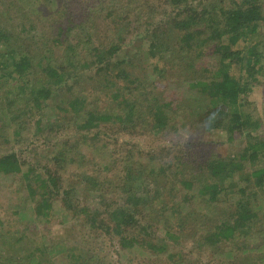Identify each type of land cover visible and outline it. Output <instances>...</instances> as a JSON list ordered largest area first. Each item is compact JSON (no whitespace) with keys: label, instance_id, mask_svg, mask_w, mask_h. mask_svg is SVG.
I'll return each instance as SVG.
<instances>
[{"label":"trees","instance_id":"trees-1","mask_svg":"<svg viewBox=\"0 0 264 264\" xmlns=\"http://www.w3.org/2000/svg\"><path fill=\"white\" fill-rule=\"evenodd\" d=\"M116 1V6L105 7L114 10L102 16L83 12L80 31H74L66 19L65 24L42 32L41 44L51 45L32 48L35 42L28 45L19 36L22 22L2 14L20 10L22 2L26 6L29 0H0V20L4 21L0 24V86L7 88V95L14 94L9 102H5L8 96L0 97V131L11 128V133L21 136L22 128L16 127L31 112L34 136L47 128L65 130L64 120L79 134L68 153L58 140L54 150L48 144L44 147L57 163L66 154L75 155L73 168L46 164L23 170L20 156L28 144L19 154H0V175L21 174L27 192V201L20 202L16 214L31 213L32 202L33 219L47 218L57 199L64 208V221L78 222L90 235H108L119 244L118 250L132 252L138 247L154 254L168 250L164 240H180L172 220L180 230L176 219L183 218L185 225L193 219L202 225L201 249L227 255L228 261L238 260L241 252L252 250L242 245L253 233L259 240L253 251H260L258 264H264V139L254 134L261 122L249 106L251 89L264 74L263 0ZM127 40L138 43L135 52H130L133 45L125 46ZM142 43L148 45L146 57H172L167 68L156 65L153 69L165 80L163 87L145 77ZM57 46L62 47V56L52 58L45 52ZM233 66L238 68L237 75ZM54 94L68 98L67 107L59 108L65 115L58 123L44 122L43 110ZM13 101L30 108L13 106ZM186 114L203 132L219 129L231 140L244 141L242 148L232 156L194 160L189 166L184 157L188 152L180 149L183 139L177 124L184 123ZM139 122L148 124L149 137L155 141L177 142L172 151L157 146L163 150L160 155L166 150L173 169L170 174L162 165L152 166V149L144 152L131 138H122L140 131H129ZM59 134L55 132L56 139ZM39 141L45 144L49 136L40 135ZM168 188L173 191L171 202L163 199ZM84 192L95 193L97 205ZM224 194L230 195V204L227 199L219 210V203L213 206L221 218L209 217L205 210ZM198 196L206 198L196 203ZM195 203L198 206L193 207ZM152 215L161 218L159 224L163 222L162 239L156 237L154 222H149ZM2 226L0 221V245L6 246L7 254L0 255V264H53L54 254L47 253L42 243L23 256L11 251L16 244L25 246L26 239L18 237L17 231L3 232ZM231 243L234 249L227 253ZM79 255L70 253L68 264H95ZM176 255L186 256L166 253L168 261Z\"/></svg>","mask_w":264,"mask_h":264},{"label":"rangeland","instance_id":"rangeland-1","mask_svg":"<svg viewBox=\"0 0 264 264\" xmlns=\"http://www.w3.org/2000/svg\"><path fill=\"white\" fill-rule=\"evenodd\" d=\"M29 0V4L26 6L21 4L20 10L13 12H3V16H7L6 18L17 19L15 22H22V28H18V33L21 39L26 40V43L29 45V42H35L32 45V48L39 46L43 39H38V37H42V32H50L55 28L57 25L65 24L66 19H70L71 22L67 23L70 26L75 28L74 31H80L78 29L79 26L82 25L80 21V17L83 19V12H87L88 15L97 16L100 14L102 16L107 11H113L110 9H106L107 5L116 6L114 5L117 1L114 0ZM264 2V0H263ZM4 3V2H3ZM117 4V3H116ZM49 7L51 8V12H49ZM6 8V3L4 9ZM114 12H118L115 10ZM0 15V17L2 16ZM113 15V14H112ZM4 21L0 20V24ZM83 27L85 24L83 23ZM261 34L264 35V22L262 23ZM85 32H87L85 30ZM77 34H79L77 32ZM264 39V38H263ZM263 41V40H262ZM135 41H126L125 46L132 48L130 52H135L138 49V43L135 45ZM42 47H48L51 44H41ZM126 48V47H125ZM141 51H143V68L145 73L146 79L151 81H156L157 85L163 87L165 85V80L160 79V76H156L153 73L154 67L156 65L161 67L167 68L168 64L171 63L172 57H167L164 60L159 59L158 57H153L147 55L146 57V50L148 49V45L142 43L140 46ZM36 49V48H35ZM45 50V49H44ZM48 51V52H47ZM52 58H57L58 56H62V47L57 46L54 50H46ZM165 63H167L165 65ZM232 72L234 74H238V68L233 66ZM176 71V69H173ZM168 71V72H173ZM190 74V73H189ZM178 76V75H176ZM82 81V80H81ZM79 81V88L81 87ZM11 82V81H10ZM5 87L0 86V97L4 99L6 96L5 102H9L14 99V94H6ZM67 97V94H65ZM92 99V98H91ZM249 106L254 110V116L258 118L261 122L260 127L254 129V134L257 137L264 139V74L259 76L258 82L255 83L251 89L249 95ZM21 101V100H20ZM68 98H58L57 94H54L52 97V101L49 102L50 106L47 108L43 113V120L52 121V123H58L62 121L64 117V112L59 111V108H66ZM13 106H24L29 110V105H24L25 103H21L22 105L17 104L16 101H13L11 105ZM195 112V110L193 111ZM31 112L28 113V117L23 118V122L19 123L16 127L22 128V135L18 136L12 132V129H8L6 132L5 130L0 131V154L8 153V152H17L18 150L23 148L28 144L26 148V153L23 154L21 157V161L24 162L23 170L30 168L37 169L39 166L43 167L46 164L52 167H57L58 169L63 168L66 169L68 167L73 168L74 165L77 166V158L74 157L75 155H68L63 157V162L57 163L54 162L46 153V148H44L48 144L49 150H54V142L60 141L62 142L63 151L68 153L71 150V147L75 145L76 139H78L79 134L76 132V129L68 120L62 121V124L65 123V130L60 128L59 130L50 131L48 128L47 130L44 129L43 133L40 134L41 137L44 135L49 136V141L47 143H43L40 145V135L34 136L32 126H33V119H30L29 115ZM194 114V113H193ZM191 115H185V121L183 124H178V136L183 139V145L181 150H185L188 153H184L186 163L191 166V162L195 161H202L206 158L218 156V157H227L232 156L234 152L239 151L242 146L243 142H238L229 139L223 131L216 129L211 131H202L198 128V124L196 121L191 120ZM68 121V122H67ZM70 125H69V124ZM148 124L144 122H139L138 125L129 130L133 131L136 129H140L137 133L134 134H125L122 137L124 140L127 138H131L132 142L138 143L140 149L144 152L152 149L155 152V157L150 162L153 167H157L158 165H162L164 171L166 170V174H170L173 172V169L170 167L169 160L167 161L166 150L165 154L160 155L158 152L163 151L162 148H157V146L165 147L166 149H170L171 151L175 149L176 143H170L167 140L159 139L155 141V139L149 137L148 134ZM60 131L58 135V139L55 138V132ZM11 133V135L9 134ZM173 138V137H172ZM57 141V142H58ZM245 144V143H244ZM166 145V146H165ZM177 149V148H176ZM56 150V149H55ZM79 150L82 151L83 148L79 147ZM19 154V153H18ZM164 192H167L163 195V199L165 201H172V194L173 191L170 189H165ZM83 195L90 200L91 204H96L94 196L95 193H92L90 196L86 195L85 192ZM27 192L24 187L21 174H9V175H0V221L3 223L4 230L10 232L17 231L18 237L22 236L26 239L25 246H18L17 244L13 247V250L10 248L11 251H18L17 254L19 256H23L27 253V251H32L37 246L36 244L42 243L43 246L46 248V252L51 254L50 261L53 264H68V255L70 253H79L83 254L84 260L88 261L92 259L95 264H258L260 261L258 259L261 257L260 251H253V247H256L259 240L257 239L256 235L251 233V237L248 238L244 243L243 247H250L252 250L246 251L247 253H240L242 258L238 260H231L227 259V255H219L213 254L211 251L206 250L207 247L201 249L200 247V237L202 234V225L201 223L193 222V219L188 220L187 225L183 221V218L179 217L176 219L177 222L185 229L178 230L176 225V221L172 220V228L179 236L178 243L171 241L169 239L164 240L166 244H169L168 250L166 252L161 253H152L151 251H147L144 249H133L132 252H128L120 249L118 243H115L108 235L103 236L100 235L99 237L96 235H90L88 231L84 230V228L78 223L73 220L64 221L65 216L63 214L64 208L62 204L59 203V200H55L56 205L52 208L51 212H49V216L47 218L41 219H33V203H29L28 207L30 211H24L21 215H17V206L20 205V202L27 201ZM206 197L198 196L194 200L196 203L203 202ZM229 199L230 204V195H220L218 198V202L214 203V205L210 206L212 208L206 209V214L209 217L214 218H221L220 215L216 212V207L218 205V210L225 206L224 202ZM94 200V201H93ZM194 204L193 207L198 206ZM97 205V204H96ZM228 205V204H227ZM192 207V208H193ZM158 209L161 206H157ZM208 210V211H207ZM217 210V211H218ZM147 212V211H146ZM200 214L199 211L196 212ZM148 214V212H147ZM217 216V217H215ZM155 217V218H154ZM32 219V222L29 226H27L29 220ZM161 218L153 216L152 220L149 222H154V227L157 230L156 237L161 238V228H163V222L159 224V220ZM204 220V219H203ZM201 220L202 222H204ZM199 221V222H201ZM185 225V226H184ZM27 226V227H25ZM180 231V232H179ZM136 233L134 230L133 233ZM134 233V234H135ZM163 238V237H162ZM161 238V239H162ZM90 239V240H89ZM242 242V239H240ZM13 243H16L13 241ZM171 243H174L171 244ZM239 246V245H238ZM200 247V248H199ZM6 246L0 245V255L7 254L4 250ZM7 249V248H6ZM234 248L231 244H227V253L232 251ZM9 250V251H10ZM169 252H183L186 256L183 258H177L176 255L174 257V261H168L169 259L166 256V253ZM224 252V251H223ZM225 253V252H224ZM16 254V255H17ZM226 254V253H225ZM81 256V254L79 255ZM93 263V262H92ZM24 264H27L24 262ZM94 264V263H93Z\"/></svg>","mask_w":264,"mask_h":264}]
</instances>
